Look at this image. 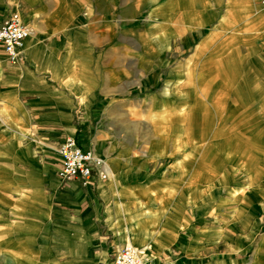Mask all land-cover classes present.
<instances>
[{
  "label": "crops",
  "instance_id": "0c3cea01",
  "mask_svg": "<svg viewBox=\"0 0 264 264\" xmlns=\"http://www.w3.org/2000/svg\"><path fill=\"white\" fill-rule=\"evenodd\" d=\"M165 1L159 5L152 0H0V24L17 13L31 29L17 63L10 62L0 48V158L7 165V174L15 175L18 182L11 193L13 202L24 209L18 214H34L39 209L42 218H50L47 209L51 207L58 219L52 242L43 249V264H103L108 252L112 258L124 243L140 248L147 264H152L150 257L156 263V252L158 264H176L179 260L169 249L181 234L183 203H178L171 214L162 210L152 214L134 203L138 195L148 193L154 186L122 183L125 176L146 172L136 164L135 131L128 137L120 136L114 118L122 104L117 96L136 83L138 72L152 68L153 54L148 44L139 55L125 50L131 42L127 45L126 40L122 41L121 25L112 20V8L117 5L124 23H129L141 10L148 19ZM241 6L247 9L248 0ZM255 10L264 17L261 7ZM246 16L242 31L248 30V34L227 43L209 40L208 32L190 57L192 76L187 77L184 65H179L176 75L162 81L170 93L164 95L160 89L146 98V107L174 115L175 126L170 127L175 131L162 130V126L161 135L144 141V147L139 149L142 165L151 161L156 152L158 157L170 160L172 174L190 176L188 180L204 192L208 185L202 182L213 179L217 185V164L221 163L218 157L227 158L217 155L215 144L222 139H218L219 131L212 129L233 125L245 128V116L250 112L264 119V22L257 26L253 12ZM78 17L82 21L77 22ZM200 20L205 23L197 18L195 24ZM219 25L216 20L213 29L219 30ZM216 48L225 55L217 57ZM138 64L144 67L138 70ZM190 119L194 132L191 137L185 135ZM263 125L259 120L256 127ZM201 126L209 129L212 136L196 135ZM65 137H72L79 146L106 159L108 177L94 179L87 186L77 179H60L56 149ZM18 163L26 168H20ZM109 177L111 182L105 186ZM108 202L113 226L108 225L103 210ZM118 206L124 209L123 214L132 208L145 213H132L130 220L126 216L123 220L115 212ZM143 218L148 219L146 226L141 222ZM101 221L112 231V241L99 233ZM121 222L123 231L115 235L113 229ZM179 249L181 254L183 249Z\"/></svg>",
  "mask_w": 264,
  "mask_h": 264
},
{
  "label": "rangeland",
  "instance_id": "374dc122",
  "mask_svg": "<svg viewBox=\"0 0 264 264\" xmlns=\"http://www.w3.org/2000/svg\"><path fill=\"white\" fill-rule=\"evenodd\" d=\"M163 1L165 0H152L159 5ZM242 1L244 0H167L148 19L141 10L129 23H124L125 17L123 14L119 15L121 10L117 5L110 13L115 24L121 25L122 41L126 40L127 45L128 41L131 42L130 47H124L126 51L139 55L143 53L145 46L150 45L153 54L152 68L142 74L138 72L136 83L117 96L122 104L115 112V127L123 137H128L135 131L138 148L136 164L138 169L146 172L145 175L135 177L125 176L122 183L136 182L154 186L148 193L138 195V200L134 202L141 204L152 214L160 210L171 214L178 203H183L185 218L180 224L181 234L169 249L173 255L179 256L181 262L177 260L176 264H264V125L256 127L259 120L264 124V119L261 120L255 112H250L245 116V128H236L233 125L212 129L219 131L221 137L218 139H222L215 144L217 155L227 158L218 157L221 160L218 162L221 163L217 164V185L213 184V179L202 182L208 185L204 192L198 191L196 185L188 180L190 176L172 174L174 170L169 166L168 158L158 157L154 152L153 159L144 165L140 163L142 159H139L142 158L139 157V149L144 147V141L161 135L159 130L162 126V130L165 128L170 132L175 131V128L170 127L171 124L175 126L174 115L168 111L154 110L151 106L146 107L145 100L160 89L164 95L170 93L167 83L162 86V81L176 75L179 65H184L183 71L187 77L192 76L194 65L190 57L197 42L208 32L210 34L207 38L216 42L231 43L238 37L245 36L248 30L242 31V26L246 23L249 12L255 15L257 26L264 22V17L255 12L257 7H261L257 0H248L247 9L241 6ZM197 18L205 23L200 20V24H195ZM216 20L220 23L219 30L213 29ZM80 21L82 18L78 17L77 22ZM261 28V35H264V26ZM239 49L243 50L241 47ZM215 50L217 57L225 55L224 52L221 53L222 49ZM121 59L122 62L125 61L123 55ZM143 67V64L137 65L138 70ZM151 80L153 84L150 85ZM133 106L134 109L130 110ZM190 122V127L185 129V135L191 137L194 133L192 119ZM208 130L201 126L195 134L208 138L213 134ZM103 160L109 167V162ZM143 161L145 162L144 159ZM18 166L26 168L20 163ZM6 167V163L0 158V264H43V249L52 242L58 219L51 213V207L50 210L47 209V216L50 218H42L38 208L34 214L29 211L18 214V210L24 209L17 202H13L14 197L11 194L18 182L15 181V175L7 174ZM110 182L109 177L105 186ZM101 194L104 197L102 192ZM42 197L44 195L40 196ZM109 204L106 203L103 210L108 225L113 226L110 223L112 216L107 208ZM123 210L119 206L115 209L116 214L123 220L125 216L130 220L129 215L132 213H145L138 208L125 210V214ZM118 225L113 229L114 234L123 231V222ZM98 230L101 235L106 236L107 241L113 240L112 231L103 221L98 224ZM176 246L183 249L181 254ZM187 249H190V253ZM154 257L155 264H158L157 252ZM149 259L154 264L151 257ZM110 262L111 253L108 252V259L103 264Z\"/></svg>",
  "mask_w": 264,
  "mask_h": 264
},
{
  "label": "built area",
  "instance_id": "2783aa9c",
  "mask_svg": "<svg viewBox=\"0 0 264 264\" xmlns=\"http://www.w3.org/2000/svg\"><path fill=\"white\" fill-rule=\"evenodd\" d=\"M264 10V0H258ZM31 33L17 14H11L0 24V48L7 59L17 63L22 59L21 47ZM60 166L58 176L62 180L77 179L81 185H92L94 179L103 180L108 175L104 160L92 150L79 146L72 137H65L56 149ZM110 264H147L142 251L129 243H124L115 251Z\"/></svg>",
  "mask_w": 264,
  "mask_h": 264
},
{
  "label": "bare ground",
  "instance_id": "6f19581e",
  "mask_svg": "<svg viewBox=\"0 0 264 264\" xmlns=\"http://www.w3.org/2000/svg\"><path fill=\"white\" fill-rule=\"evenodd\" d=\"M109 173V172H108ZM148 220L147 219H143V220H141V222L142 223H145V226L148 224V222H147ZM142 248H145V246L144 247H142Z\"/></svg>",
  "mask_w": 264,
  "mask_h": 264
}]
</instances>
